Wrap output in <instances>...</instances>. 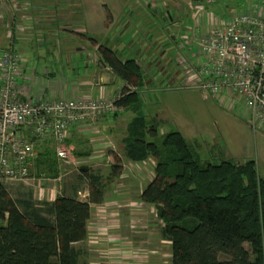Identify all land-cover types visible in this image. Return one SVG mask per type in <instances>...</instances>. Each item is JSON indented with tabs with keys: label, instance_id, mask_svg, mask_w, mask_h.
<instances>
[{
	"label": "trees",
	"instance_id": "16d2710c",
	"mask_svg": "<svg viewBox=\"0 0 264 264\" xmlns=\"http://www.w3.org/2000/svg\"><path fill=\"white\" fill-rule=\"evenodd\" d=\"M6 47L17 52L11 44ZM97 53L125 83L136 80L138 88L122 92L115 101L119 109L109 114L130 107L134 114L126 126L124 155L132 162L155 159L154 178L140 198L155 206L162 222L160 234L170 241L171 264H264V179L254 160L201 162L178 131L163 136L160 148L167 151L161 152L153 140L156 120L148 123L140 109V65L134 59L119 60L104 45ZM54 154L51 146L38 148L36 174L47 169L56 176ZM87 176L98 187L89 202L57 196L47 215L35 217L28 213L31 197L16 200L0 184V264H85L78 261L72 244L86 238L89 203L101 200L98 176Z\"/></svg>",
	"mask_w": 264,
	"mask_h": 264
},
{
	"label": "crops",
	"instance_id": "0c3cea01",
	"mask_svg": "<svg viewBox=\"0 0 264 264\" xmlns=\"http://www.w3.org/2000/svg\"><path fill=\"white\" fill-rule=\"evenodd\" d=\"M11 2L19 11H12L11 5L5 7L0 0V31L5 29V42H0V51L11 44L21 56L17 81L22 98L33 101L77 96L114 98L122 93L126 83L99 61L96 48L101 44L89 46L83 43L79 47L76 43V37L83 31L80 28L78 32L76 21L72 25L71 18L66 20L65 14L54 13L44 0ZM20 14L23 18H19ZM56 22L53 30L52 25ZM60 32L74 43L53 44L54 37H59ZM10 39L12 43H9ZM46 40L48 43H42ZM180 48L183 50L182 44ZM117 79V88L110 90V84L116 83ZM133 85L130 91L138 88ZM126 108L121 107L119 112ZM110 117L111 114L104 113L94 122H79L70 128L66 144L73 148L72 159L78 175L63 179L62 165L70 164L72 160L58 161L54 169L56 176L46 174L48 178H39L33 187L17 182L21 185L12 187L19 192L17 196L7 189L16 200L31 197L32 209L29 208L28 213L32 217L33 213L34 217L45 216L48 205L57 196L89 202L93 180L86 174H95L101 200L89 203L86 238L72 244L78 253V261L85 264H171L170 247L160 234L162 222L154 207L140 198L154 178L155 161L153 158L143 162L126 159L123 154L125 135L116 136L122 121L114 124L109 121ZM107 133L110 137L104 135ZM114 165L117 167L113 172ZM35 175L40 174L35 172Z\"/></svg>",
	"mask_w": 264,
	"mask_h": 264
},
{
	"label": "rangeland",
	"instance_id": "374dc122",
	"mask_svg": "<svg viewBox=\"0 0 264 264\" xmlns=\"http://www.w3.org/2000/svg\"><path fill=\"white\" fill-rule=\"evenodd\" d=\"M44 1L50 4L47 7L52 8L54 13L65 14L64 19L66 20L71 18L72 25L76 21L78 32L80 28L83 30L81 34L84 36L79 34L76 37L79 47L83 43L89 46H91L90 43H99L111 48L119 60L134 59L140 65L143 81L138 91L142 104L140 109L148 123L152 122L153 118L156 120L157 135L153 140L159 148L165 134L178 131L198 154L201 162L219 163L228 159L236 162L254 160L258 175L264 179V130L260 128L253 130L250 126L248 112L240 109L235 102L219 101L212 96H205L186 81L189 71L195 68L198 55H196L197 48L190 45L192 38H189V34L192 30H190L189 21L192 14L189 15L188 9L191 8H189L188 0ZM249 1L199 0L193 6L203 13L201 22H204L208 15L211 18H222L228 8L239 9ZM3 5L5 7L11 5L12 11H19L18 6L11 0H3ZM19 18H23V14H20ZM102 19L105 20L104 23ZM214 22L217 20L215 19ZM194 25H197V21ZM52 26L54 30L57 22ZM4 37L5 29L4 32L0 31L1 43L5 42ZM42 43L48 42L46 40ZM52 43L56 45L57 43L74 42L66 38L64 32H60V36L56 35ZM181 44L183 50L180 48ZM191 55L194 56L193 60L189 57ZM118 81L117 79L115 85L110 84V90L114 91L117 88ZM135 82L134 78L131 82H126L122 92L131 90ZM133 114L130 107L117 114L119 120L111 114L110 122L115 124L122 121L117 127V137L123 135L126 137V123ZM109 134L104 135L110 137ZM147 140H152V138H147ZM160 150L164 153L167 151L161 148ZM71 160L70 164L63 163L62 165L63 179L78 175L76 174L78 173L76 172L77 165L73 164V159ZM153 160L155 161L154 158ZM97 169L99 172L100 169ZM39 178L48 177L35 175L33 168L26 179L7 182L5 185L14 196H17L19 192L12 187L21 185L18 183L33 187L36 186L33 184H37Z\"/></svg>",
	"mask_w": 264,
	"mask_h": 264
},
{
	"label": "built area",
	"instance_id": "2783aa9c",
	"mask_svg": "<svg viewBox=\"0 0 264 264\" xmlns=\"http://www.w3.org/2000/svg\"><path fill=\"white\" fill-rule=\"evenodd\" d=\"M198 1L188 0L192 12ZM203 16L201 12L197 25L190 28L189 44L197 48L198 55L186 81L205 96L237 102L248 112L251 128L264 130V119H253L264 107V0L249 1L239 9L228 8L222 18L208 15L209 19L201 22ZM20 63L21 56L11 47L2 49L0 184L30 175L44 138L52 139L58 161L67 162L71 153L65 141L70 125L110 112L103 101L91 97L22 102L17 81ZM112 109H119L115 102Z\"/></svg>",
	"mask_w": 264,
	"mask_h": 264
},
{
	"label": "bare ground",
	"instance_id": "6f19581e",
	"mask_svg": "<svg viewBox=\"0 0 264 264\" xmlns=\"http://www.w3.org/2000/svg\"><path fill=\"white\" fill-rule=\"evenodd\" d=\"M187 6V5H186ZM190 12H189V15L190 14H192V16H191V20L189 21L190 22V27L192 28V26L194 25V23L197 21V18H198V14H199V11L198 10H194L193 12H192V10L191 9H188ZM91 45H92V43H91ZM97 50H98V47L96 48V52H97ZM198 51V50H197ZM196 54H197V52H196ZM190 57V59L191 60H193L194 59V56L193 55H191V56H189ZM20 68V67H19ZM125 93H127V92H125ZM206 93H210V89H206ZM18 95H19V98L20 99H22V102H27L28 100H27V98H22V96H21V94L20 93H18ZM123 95V93H120L119 95H117L116 97H115V99L114 98H103V97H91V98H94V99H97V100H100V101H103L108 107H109V111L111 112V111H114L113 109H112V107H114V102L120 97V96H122ZM227 102V101H226ZM229 102V101H228ZM235 103H237V102H235ZM116 104V103H115ZM104 113H109V112H104ZM104 113H102V114H104ZM101 114V115H102ZM100 115V116H101ZM256 117H259V118H262V119H264V107H263V109L261 110V112L260 113H258V114H256V116H254L253 117V119H256ZM76 124V123H75ZM71 127H73L74 126V124H71L70 125ZM70 127V128H71ZM70 130V129H69ZM68 137V136H67ZM66 141H67V139H66ZM66 141H65V143H66ZM41 142L42 143H40L39 145H38V148H40V147H42V146H45V145H48V146H51L52 148H53V151H54V153H55V150H54V145H53V143H52V139L51 138H44V139H42L41 140ZM45 144V145H44ZM67 145V144H66ZM67 147H68V145H67ZM68 152H70L71 154V158L67 161V162H71V159H72V157H73V155L72 154H74V151H73V148H71V147H68L67 149H66ZM123 154H124V151H123ZM55 156V161L57 162L58 161V156L56 155V153L54 154ZM59 162H65V161H59ZM236 162V161H235ZM50 173V170H47V169H44V170H40L39 172H38V174H40V175H46V174H49ZM30 176V175H29ZM28 176V177H29ZM6 183H4V184H2V185H4V186H6L5 185ZM97 189H98V187L97 186H95V185H91V189H90V196H92V195H95V193H96V191H97ZM71 198V197H70ZM150 206H153L154 207V209H155V206L153 205V204H150ZM155 211H156V209H155ZM164 240L166 241V243L168 244V246L170 247V241L169 240H167V239H165L164 238Z\"/></svg>",
	"mask_w": 264,
	"mask_h": 264
}]
</instances>
